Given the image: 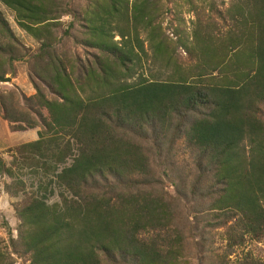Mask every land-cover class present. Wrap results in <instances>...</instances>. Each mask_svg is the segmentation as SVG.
<instances>
[{
	"label": "trees",
	"instance_id": "1",
	"mask_svg": "<svg viewBox=\"0 0 264 264\" xmlns=\"http://www.w3.org/2000/svg\"><path fill=\"white\" fill-rule=\"evenodd\" d=\"M227 1L193 4L212 13L173 39L162 0H0L39 42L29 61L0 11V77L28 59L36 88L2 94L3 115L41 128L0 156L23 196L0 264H264L232 259L264 239V0Z\"/></svg>",
	"mask_w": 264,
	"mask_h": 264
},
{
	"label": "rangeland",
	"instance_id": "2",
	"mask_svg": "<svg viewBox=\"0 0 264 264\" xmlns=\"http://www.w3.org/2000/svg\"><path fill=\"white\" fill-rule=\"evenodd\" d=\"M167 7V13L163 26L167 35L173 39H177L179 36L189 35L199 18L204 19L205 15L211 14V10L206 7L204 13L201 11H193V4L195 6L202 5V0H162ZM217 7L222 8L223 3H227V0H215ZM201 8V7H200ZM0 11L9 23V26L14 31L23 45V50L28 54V59L32 58L39 49V42L21 29L14 17V13L0 2ZM71 20L70 16H64L62 18L63 27L65 28L68 22ZM70 47H74V44L70 42ZM82 55L85 56V52L81 47H74ZM5 58V57H4ZM28 59L15 61L11 66L8 58H5L6 68L11 72L5 75L10 77V82L0 81V97L2 94L16 92L19 95L23 94L26 98L33 96L36 93L34 83L31 81L30 76V63ZM148 61H144V67L138 70V74H143L149 78L153 75H157L160 70L157 65L152 64L150 57ZM21 102H23L21 100ZM41 128L36 127L34 129H28L25 131H13L8 121L4 118L3 110L0 105V156L9 164L12 161L13 154L16 153V148L24 143L34 141L38 139V132ZM28 184V189H35L39 183V178L30 174L21 175ZM12 178L6 175L0 176V244L5 246V241H8V230L12 232L14 237L17 236V225L19 223L17 215L15 213L14 205L22 200V194L18 197H14L4 190V185L10 183ZM58 196H54L50 202L58 201ZM222 229L215 228L211 231H206V235L209 232L213 233L215 248L221 250L222 243L219 237ZM199 236L196 237V243L201 242ZM196 246V245H195ZM244 252H250L258 260L264 261V239L261 241H249L244 247L238 248L232 255V259L237 256H242ZM14 258V264H30V260L27 257H19L12 254Z\"/></svg>",
	"mask_w": 264,
	"mask_h": 264
},
{
	"label": "water",
	"instance_id": "3",
	"mask_svg": "<svg viewBox=\"0 0 264 264\" xmlns=\"http://www.w3.org/2000/svg\"><path fill=\"white\" fill-rule=\"evenodd\" d=\"M1 82H10L11 78L10 77H0Z\"/></svg>",
	"mask_w": 264,
	"mask_h": 264
}]
</instances>
